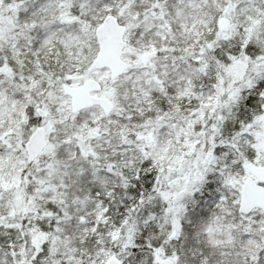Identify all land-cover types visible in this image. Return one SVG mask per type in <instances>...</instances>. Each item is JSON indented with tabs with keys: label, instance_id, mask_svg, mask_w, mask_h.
Masks as SVG:
<instances>
[{
	"label": "snow or ice",
	"instance_id": "1",
	"mask_svg": "<svg viewBox=\"0 0 264 264\" xmlns=\"http://www.w3.org/2000/svg\"><path fill=\"white\" fill-rule=\"evenodd\" d=\"M0 264H264V0H0Z\"/></svg>",
	"mask_w": 264,
	"mask_h": 264
}]
</instances>
